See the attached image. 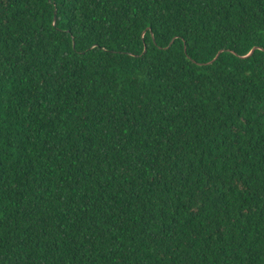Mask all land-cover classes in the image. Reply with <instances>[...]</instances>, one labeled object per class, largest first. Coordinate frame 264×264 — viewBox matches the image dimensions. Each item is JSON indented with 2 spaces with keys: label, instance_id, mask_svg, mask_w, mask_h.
I'll use <instances>...</instances> for the list:
<instances>
[{
  "label": "trees",
  "instance_id": "16d2710c",
  "mask_svg": "<svg viewBox=\"0 0 264 264\" xmlns=\"http://www.w3.org/2000/svg\"><path fill=\"white\" fill-rule=\"evenodd\" d=\"M0 264H264V0H0Z\"/></svg>",
  "mask_w": 264,
  "mask_h": 264
},
{
  "label": "water",
  "instance_id": "95a60500",
  "mask_svg": "<svg viewBox=\"0 0 264 264\" xmlns=\"http://www.w3.org/2000/svg\"><path fill=\"white\" fill-rule=\"evenodd\" d=\"M257 47L256 46H254V47H252L251 48V50L246 54V55H249L254 49H256ZM220 52V51H219ZM219 52H217V54H216V56L214 57V59L217 57V55H218V53Z\"/></svg>",
  "mask_w": 264,
  "mask_h": 264
}]
</instances>
